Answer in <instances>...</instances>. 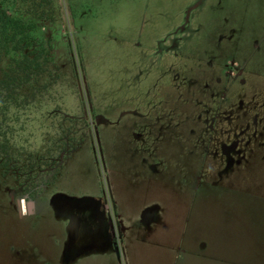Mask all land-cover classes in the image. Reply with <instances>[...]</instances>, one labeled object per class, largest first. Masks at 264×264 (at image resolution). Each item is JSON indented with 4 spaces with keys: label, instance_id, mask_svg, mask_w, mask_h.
<instances>
[{
    "label": "rangeland",
    "instance_id": "obj_1",
    "mask_svg": "<svg viewBox=\"0 0 264 264\" xmlns=\"http://www.w3.org/2000/svg\"><path fill=\"white\" fill-rule=\"evenodd\" d=\"M191 5L192 32L175 73L161 63L158 44ZM53 12L34 35L51 46L62 112L75 120L69 128L80 145L53 188L34 200L22 199L0 170V264L172 262L162 254L174 236L144 242L132 217L145 194L163 195L159 182H169L173 168H159L153 182L142 178L141 140L153 134L126 124L122 113L142 105L137 114L159 115L174 85L185 124L176 125V146L164 150L176 149V264H264V0H53ZM238 62L242 77L225 73ZM204 102L206 122L192 126L188 114ZM234 144L239 152L225 157L223 147ZM112 183L127 187L132 203L126 236ZM191 248L203 258H191Z\"/></svg>",
    "mask_w": 264,
    "mask_h": 264
},
{
    "label": "trees",
    "instance_id": "obj_2",
    "mask_svg": "<svg viewBox=\"0 0 264 264\" xmlns=\"http://www.w3.org/2000/svg\"><path fill=\"white\" fill-rule=\"evenodd\" d=\"M53 19V0H0V170L26 200L53 188L80 145L62 112L51 46L34 35Z\"/></svg>",
    "mask_w": 264,
    "mask_h": 264
},
{
    "label": "flooded vegetation",
    "instance_id": "obj_3",
    "mask_svg": "<svg viewBox=\"0 0 264 264\" xmlns=\"http://www.w3.org/2000/svg\"><path fill=\"white\" fill-rule=\"evenodd\" d=\"M195 8H194V5L189 6L187 8L186 12L183 13V15H182L181 23L177 27L176 26L173 27L170 32L166 33L165 34L166 35L165 40L158 44L159 48L157 51V55L161 56V63L167 62L170 65L169 69H171V70H169V71H175V73H176V57L178 56V51L181 48V43L184 41L186 42L189 39L190 33L192 32V25H191L192 19H191V17H192V12ZM247 60L248 59H245V61H247ZM243 64H245V63H243ZM235 66H237L236 70H233L232 72L227 70V71H225V73L228 75L231 74L232 77H234V78L242 77L243 73L245 72V70L243 68L244 66L240 65L239 62ZM257 72H258V74H256V76H260L259 71H257ZM220 82H221V80L217 81V86L222 87L220 85ZM211 87H214L212 82L208 85V87L206 89L207 94H210V88ZM174 88H172V90H167L166 94L168 95V97L166 99L165 104L160 105L161 113L159 115H158V113L150 114V117H148V115L137 114L136 113L137 110L143 111L142 105H139V107H138L139 109L130 108L129 113H127V114L122 113L123 115L129 114L127 116L128 119L126 121H124L126 124L131 125L132 123H135L138 126V128H140V127L144 128L145 127L146 131L149 134H153L152 137L148 136V138H143L141 140V141H144L146 143L144 146V150H143V156H145V157L148 156L150 158L151 157L155 158L159 155L167 154V152L164 151V148H165L164 143L172 142L176 146V136H177L176 125H178L179 123H180V125L185 124V121H181L180 110H181L182 106L180 107L179 105H176V87H175V85H174ZM216 92H218V90ZM220 98L223 99L224 96L221 95ZM167 100H171V101H167ZM200 106H201L200 104L192 106L195 114L194 115L188 114V118L189 117H195L196 118L192 121V126H195V127L196 126L198 127L199 125L203 124L202 122H206L205 120H202V114L204 115V113H206V111L210 112V110L207 109L206 102H204V105L202 107H200ZM218 112L219 111L217 109V113H216L215 118L219 119L220 114ZM130 116H134V117L131 118ZM122 117L123 116L120 114L119 118L121 119ZM209 118L211 119V120L209 119L210 122H212V120L215 119V118H212L211 115L209 116ZM168 127L173 128V130H174L173 137L174 138L169 135V133H168L169 128ZM151 140H153L152 148L154 150L150 152L149 150H146V149L149 148L148 143ZM226 147H229V146H226ZM233 147H236V144H234L232 147H229L228 150H226L225 146H224L223 147L224 150L221 153L224 154L225 157H229L234 152H239V150L234 151ZM175 154H176V152H175ZM241 156H242V154H241ZM227 169L228 168H227V164H226V166L223 168L221 173H223V171H225ZM20 202H19V205L21 204Z\"/></svg>",
    "mask_w": 264,
    "mask_h": 264
},
{
    "label": "crops",
    "instance_id": "obj_4",
    "mask_svg": "<svg viewBox=\"0 0 264 264\" xmlns=\"http://www.w3.org/2000/svg\"><path fill=\"white\" fill-rule=\"evenodd\" d=\"M171 143L172 142L164 143V146L167 145L168 147L169 145H171ZM165 152H167V154L159 155L155 158H150L148 156L145 157L143 155L141 156V159L143 161V169L140 171V174L142 178L145 177L146 179H149L151 182H153L154 177L156 176L157 178L159 168L170 169L171 167L173 168L171 174L174 176L169 182L165 179L163 180L164 183L161 182L162 180L159 182V184L161 185V190L163 192V195H160V198H155L153 194L150 198H148L150 193H147L145 194L146 197L144 195V200H139L140 203H138V208L135 210L132 220L135 221V223L139 221L142 225L141 229L144 232V235H142V237H145L144 242L148 243V240L156 234L160 236H163L164 234H166L167 236H174L173 245L168 247L166 257L165 254H162V257L164 260H170V258L172 259V262H169L168 264H176V242L174 243L176 239V150H166ZM111 187L113 189V202L115 211L118 216L117 218L123 228V234H125L126 236L128 227L125 224L124 217H126L127 214L131 212V207H129V205H131L132 203L128 202L127 200V187L124 192L114 183H112ZM165 192H167L168 196L165 194ZM30 204L29 214H33L35 211V205L32 202ZM128 209L130 211H128ZM20 212L21 214L23 213L21 204ZM204 240L205 242L203 245L207 247L208 240ZM126 248L129 252L128 246ZM195 250V248H191V258H203L201 256L202 252ZM206 256L207 255H205V259ZM68 262L69 261L64 262V264H68Z\"/></svg>",
    "mask_w": 264,
    "mask_h": 264
}]
</instances>
